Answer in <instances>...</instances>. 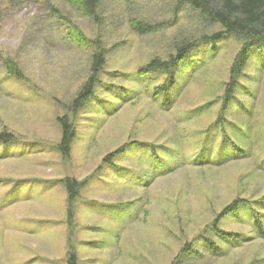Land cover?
Segmentation results:
<instances>
[{
	"label": "rangeland",
	"instance_id": "374dc122",
	"mask_svg": "<svg viewBox=\"0 0 264 264\" xmlns=\"http://www.w3.org/2000/svg\"><path fill=\"white\" fill-rule=\"evenodd\" d=\"M0 16V264H68L69 250L78 264H264V52L222 111L242 41L203 43L220 27L181 0H101L95 18L66 0H0ZM184 42L197 47L163 97V74L139 68ZM96 53L95 96L74 114ZM65 114L69 159L56 148ZM65 176L88 179L72 225Z\"/></svg>",
	"mask_w": 264,
	"mask_h": 264
},
{
	"label": "trees",
	"instance_id": "16d2710c",
	"mask_svg": "<svg viewBox=\"0 0 264 264\" xmlns=\"http://www.w3.org/2000/svg\"><path fill=\"white\" fill-rule=\"evenodd\" d=\"M74 6L85 17L95 18L97 16L98 7L101 0H66ZM187 4L189 8L197 14L205 17L210 23L220 27L219 31L206 35L202 38V42L208 46L219 43L227 37H236L242 41V45L235 54L233 62L230 66V78L226 84V89L223 98L222 111L234 99V92L238 85L237 79L241 76L243 69L246 67L249 60L255 54L264 52V0H181ZM1 20V16H0ZM68 23V37L82 46L91 44V40L85 37L83 31L75 24ZM134 28L138 31H149L152 29L146 28L141 23H134ZM195 42H184L178 45L175 53L168 58L162 59L159 57L153 58L147 64L139 68L144 76L154 72H161L164 76L163 82L158 85V93L161 96L167 97L172 88L177 85L178 72L184 70L189 61L192 52L196 49ZM103 53H96L93 56V64L90 77L85 81L79 91L72 100L69 109L76 114L84 109L88 102L94 98L96 87L98 84V75L101 72L105 61ZM7 67L10 73L21 78L22 74L18 66L12 62H7ZM169 105V104H168ZM167 105V106H168ZM58 123L61 127L60 140L57 143V151L62 158H71L72 144L76 139V129L72 117L69 114L58 117ZM5 141L11 140L10 134L4 133ZM128 145L124 144L110 153L106 154L102 163L110 165L115 157L124 153ZM63 186L67 191V214L69 224L75 214L77 199L81 190L85 187L88 179L80 181L72 176H65L61 179ZM237 210V204L229 205L219 216L224 218L231 212ZM217 228V227H216ZM218 229V228H217ZM218 233L225 237L229 233L223 230H218ZM210 249H215L216 245L213 242H207ZM68 264H78V256L72 250L67 253Z\"/></svg>",
	"mask_w": 264,
	"mask_h": 264
}]
</instances>
